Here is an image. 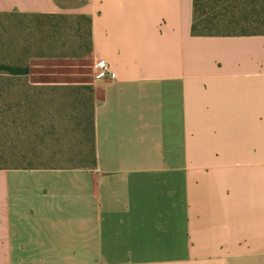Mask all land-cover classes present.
Returning a JSON list of instances; mask_svg holds the SVG:
<instances>
[{"label": "crops", "instance_id": "crops-1", "mask_svg": "<svg viewBox=\"0 0 264 264\" xmlns=\"http://www.w3.org/2000/svg\"><path fill=\"white\" fill-rule=\"evenodd\" d=\"M75 1L114 76L80 103L90 162L0 168V264H264V35L192 36L193 0Z\"/></svg>", "mask_w": 264, "mask_h": 264}, {"label": "rangeland", "instance_id": "rangeland-1", "mask_svg": "<svg viewBox=\"0 0 264 264\" xmlns=\"http://www.w3.org/2000/svg\"><path fill=\"white\" fill-rule=\"evenodd\" d=\"M59 4L57 14H0V65L28 69L0 71V168L90 162V113L80 112V103L88 111L93 80L89 18L77 11L81 1ZM199 6V27L234 16L239 28L252 29L264 0H199ZM225 25L218 24L222 32Z\"/></svg>", "mask_w": 264, "mask_h": 264}, {"label": "trees", "instance_id": "trees-1", "mask_svg": "<svg viewBox=\"0 0 264 264\" xmlns=\"http://www.w3.org/2000/svg\"><path fill=\"white\" fill-rule=\"evenodd\" d=\"M192 23H191V35L192 36H257V35H264V6L262 9V13L259 15L261 18L260 22H255L257 25L254 24L252 26V29H249L248 27H241L239 28L237 26L236 19L232 17H229L227 19L218 20V24H226V32H222L220 26L218 24H213L211 20L205 19L203 21V26L199 27V19H198V13H200V6H199V0H193L192 2ZM260 25V26H259ZM233 26L235 28V31L230 30L229 28ZM237 29V30H236ZM17 69L13 68L7 65H0V71H4L8 74H26L28 69L24 68ZM24 167H32V166H24Z\"/></svg>", "mask_w": 264, "mask_h": 264}, {"label": "built area", "instance_id": "built-area-1", "mask_svg": "<svg viewBox=\"0 0 264 264\" xmlns=\"http://www.w3.org/2000/svg\"><path fill=\"white\" fill-rule=\"evenodd\" d=\"M92 77L94 80L113 78L108 65L103 60H95L92 65Z\"/></svg>", "mask_w": 264, "mask_h": 264}]
</instances>
